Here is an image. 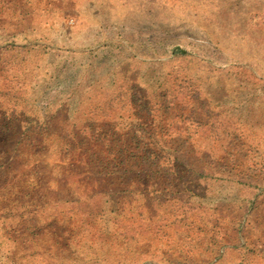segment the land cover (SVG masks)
Listing matches in <instances>:
<instances>
[{
    "label": "rangeland",
    "instance_id": "rangeland-1",
    "mask_svg": "<svg viewBox=\"0 0 264 264\" xmlns=\"http://www.w3.org/2000/svg\"><path fill=\"white\" fill-rule=\"evenodd\" d=\"M0 264H264V0H0Z\"/></svg>",
    "mask_w": 264,
    "mask_h": 264
}]
</instances>
